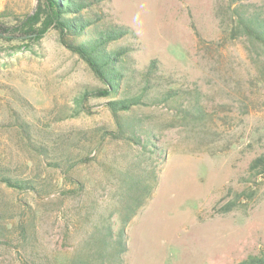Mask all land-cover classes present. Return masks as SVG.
Wrapping results in <instances>:
<instances>
[{
	"label": "rangeland",
	"instance_id": "obj_1",
	"mask_svg": "<svg viewBox=\"0 0 264 264\" xmlns=\"http://www.w3.org/2000/svg\"><path fill=\"white\" fill-rule=\"evenodd\" d=\"M86 1L91 23L78 42L129 28L108 47L128 50L120 97L93 94L105 84L56 29L39 41L0 38V172L34 186L0 181V264L81 256L128 209L137 213L127 264L264 256V177L250 171L264 154V46L237 34L233 18L240 4L264 9V0ZM39 4L0 0V22L15 27ZM169 90L178 96L165 101ZM134 95L141 102L121 112L135 126L128 139L108 103ZM146 187L142 206L130 201Z\"/></svg>",
	"mask_w": 264,
	"mask_h": 264
},
{
	"label": "trees",
	"instance_id": "obj_2",
	"mask_svg": "<svg viewBox=\"0 0 264 264\" xmlns=\"http://www.w3.org/2000/svg\"><path fill=\"white\" fill-rule=\"evenodd\" d=\"M90 6L86 0H40V4L34 13L28 15L21 23L15 27H8L0 22V32L5 36L29 41L41 40L50 29L59 31L63 45L71 52L79 55L95 76L101 80L105 87L98 89L93 94L102 97H120L124 81H127V73L123 67V59L127 55V48H119L109 51V45L125 37L129 33V28L125 26H111L106 28L88 40L78 42L77 39L86 33L91 20H86L82 16V11ZM235 18V31L243 33L253 38L264 46V9L252 4H240L233 10ZM4 36L0 35V38ZM157 61H153L145 72L147 83L149 77L157 69ZM158 86V84H155ZM178 96L177 90L165 92L164 100L174 99ZM141 102L139 95L131 97L121 96V98L108 103V107L114 115L118 132L122 137L132 139L136 135L134 123L127 121L124 114L132 110L134 105ZM203 113V112H199ZM122 115V116H121ZM134 139V138H133ZM250 171L259 173L264 177V154L257 156L250 165ZM0 181L10 187L20 189H33L32 182L17 181L4 177L0 172ZM129 197L131 202L141 201L137 206H142L146 198L151 197L149 187L132 191ZM238 205L237 201L230 202L223 212L230 211ZM132 210V208H131ZM137 209L127 210L124 218V225L115 230L112 224L103 226L97 230L87 242L81 256L69 258L60 264H127L128 236L127 225L136 215ZM238 264H264V256H251Z\"/></svg>",
	"mask_w": 264,
	"mask_h": 264
},
{
	"label": "water",
	"instance_id": "obj_3",
	"mask_svg": "<svg viewBox=\"0 0 264 264\" xmlns=\"http://www.w3.org/2000/svg\"><path fill=\"white\" fill-rule=\"evenodd\" d=\"M0 35L5 36L3 33L0 32Z\"/></svg>",
	"mask_w": 264,
	"mask_h": 264
}]
</instances>
